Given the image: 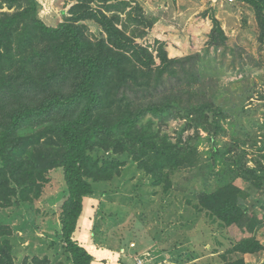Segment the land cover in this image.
Wrapping results in <instances>:
<instances>
[{"label":"trees","instance_id":"trees-1","mask_svg":"<svg viewBox=\"0 0 264 264\" xmlns=\"http://www.w3.org/2000/svg\"><path fill=\"white\" fill-rule=\"evenodd\" d=\"M117 1L75 0L61 22L48 26L37 15L36 0H0V5L12 9L0 10V208L10 206L15 198L37 197L48 181V171L60 167L67 189L60 235L69 264L94 260L72 236L84 198L92 193L91 183L111 179L123 165L114 158L94 157L93 149L128 153L155 185L169 188L167 169L192 165L195 148L186 141L173 142L150 124H141V119L174 112L185 95L186 100L196 95L195 104L177 112H184L187 126L196 133L199 125L208 129L212 124L207 116L213 111L212 101L204 91L198 93L197 75L190 69L195 55L169 57L165 36L151 45L137 42L135 38L145 31L126 34L125 21L118 14H106L127 4ZM237 1L250 6L263 42L264 0ZM93 2L102 6L92 7ZM128 15L130 21L150 25L141 10L133 20ZM85 20L100 24L106 36L93 39ZM195 20L209 27L208 44H224L226 36L215 14L200 12ZM191 24L189 34L201 33ZM253 175L259 177L247 169L242 177L249 180ZM240 193L238 186L228 183L197 197L199 205L225 228L248 233L235 240L232 252L255 253L264 250L255 235L264 222L239 206ZM7 231L1 226L0 264H16ZM31 262L52 264L47 255L33 256ZM228 264H244V260L240 257Z\"/></svg>","mask_w":264,"mask_h":264},{"label":"rangeland","instance_id":"rangeland-1","mask_svg":"<svg viewBox=\"0 0 264 264\" xmlns=\"http://www.w3.org/2000/svg\"><path fill=\"white\" fill-rule=\"evenodd\" d=\"M36 1L37 15L48 26L61 22L75 2ZM194 1L124 0L121 2L127 3L125 6L116 5L113 12H106L118 14L125 21L126 34L137 29L145 31L143 37L135 38L139 43L151 45L165 36L169 57L195 55L190 69L197 75L198 93L205 92L213 111L207 112L211 127L199 125L198 133L187 126L184 112H177L195 104L196 95L188 100L185 95L174 112L141 119V124H150L173 142L186 141L195 148L192 165L167 169L169 188L155 185L128 153L91 151L96 158L123 162L120 173L109 180L92 182L88 178L93 190L84 198L72 238L93 254L91 264H135L138 259L145 264H228L240 257L244 264H264V250L232 252L235 240L248 233L243 234L236 227L225 228L199 205L197 197L203 191L232 183L241 189L239 206L264 222V41H259L260 29L248 4L249 7L236 0L212 9L209 0H197L203 7L190 16ZM101 4L93 2L91 6L97 8ZM0 10L12 11L4 3ZM140 10L150 25L127 19L128 14L132 20L136 18ZM204 11L215 14L220 21L226 36L224 44H208L209 27L197 24V20L191 22ZM84 22L93 39L106 36L100 24ZM190 23L201 28V33L189 34ZM66 86L63 85L64 90ZM247 169L259 177L253 175L245 180L242 174ZM47 178L37 197L31 194L32 199L25 201L15 198L10 206L0 208V228H9L6 238L16 264L23 259L32 264L33 256L43 255L52 264L70 262L60 235L61 206L67 197L62 169H50ZM255 235L264 245V224Z\"/></svg>","mask_w":264,"mask_h":264},{"label":"crops","instance_id":"crops-1","mask_svg":"<svg viewBox=\"0 0 264 264\" xmlns=\"http://www.w3.org/2000/svg\"><path fill=\"white\" fill-rule=\"evenodd\" d=\"M211 2V1H210ZM236 2V0L234 1V2H225V1H220V2H216V5L214 4V5H212L213 7H212V9H215V7L216 6H218L219 4H225V3H227V4H233V3H235ZM247 5V4H246ZM248 6V5H247ZM191 7V10H193L194 12L190 15V16H192L193 14H195V12L198 10V9H201L202 7H203V5L202 4H200V2L199 1H194L193 2V7L192 6H190ZM249 7V6H248ZM195 8V9H194ZM190 10V11H191ZM252 11V10H251ZM191 22H194V20H192ZM81 245V244H80ZM87 249V248H86ZM87 251H88V249H87ZM90 252V251H89ZM91 253V252H90ZM92 254V253H91ZM93 255V254H92ZM106 256V253L104 254V256L103 257H105Z\"/></svg>","mask_w":264,"mask_h":264},{"label":"built area","instance_id":"built-area-1","mask_svg":"<svg viewBox=\"0 0 264 264\" xmlns=\"http://www.w3.org/2000/svg\"><path fill=\"white\" fill-rule=\"evenodd\" d=\"M210 1H211V4L214 5L216 2H220V1L234 2L235 0H210ZM135 264H145V262L142 259H138L135 261Z\"/></svg>","mask_w":264,"mask_h":264}]
</instances>
